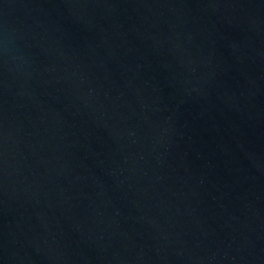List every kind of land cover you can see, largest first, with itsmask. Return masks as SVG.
Here are the masks:
<instances>
[{"label":"water","instance_id":"95a60500","mask_svg":"<svg viewBox=\"0 0 264 264\" xmlns=\"http://www.w3.org/2000/svg\"><path fill=\"white\" fill-rule=\"evenodd\" d=\"M0 264H264V0H0Z\"/></svg>","mask_w":264,"mask_h":264}]
</instances>
